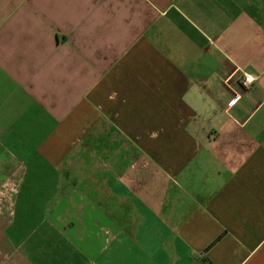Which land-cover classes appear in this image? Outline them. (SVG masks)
Returning <instances> with one entry per match:
<instances>
[{"label":"crops","instance_id":"obj_1","mask_svg":"<svg viewBox=\"0 0 264 264\" xmlns=\"http://www.w3.org/2000/svg\"><path fill=\"white\" fill-rule=\"evenodd\" d=\"M0 264H264V0H0Z\"/></svg>","mask_w":264,"mask_h":264},{"label":"built area","instance_id":"obj_2","mask_svg":"<svg viewBox=\"0 0 264 264\" xmlns=\"http://www.w3.org/2000/svg\"><path fill=\"white\" fill-rule=\"evenodd\" d=\"M253 79H254V77L252 76V74H244V76H243V78L241 80V83L246 85L249 82H252Z\"/></svg>","mask_w":264,"mask_h":264}]
</instances>
